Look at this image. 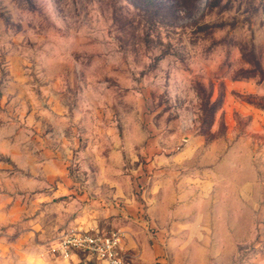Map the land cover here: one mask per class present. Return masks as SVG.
<instances>
[{
  "label": "rangeland",
  "instance_id": "obj_1",
  "mask_svg": "<svg viewBox=\"0 0 264 264\" xmlns=\"http://www.w3.org/2000/svg\"><path fill=\"white\" fill-rule=\"evenodd\" d=\"M74 227L264 264V0H0V264Z\"/></svg>",
  "mask_w": 264,
  "mask_h": 264
},
{
  "label": "built area",
  "instance_id": "obj_2",
  "mask_svg": "<svg viewBox=\"0 0 264 264\" xmlns=\"http://www.w3.org/2000/svg\"><path fill=\"white\" fill-rule=\"evenodd\" d=\"M49 252L63 260L85 255L98 264H127L129 256L120 230L100 232L75 227L60 232L49 245Z\"/></svg>",
  "mask_w": 264,
  "mask_h": 264
}]
</instances>
